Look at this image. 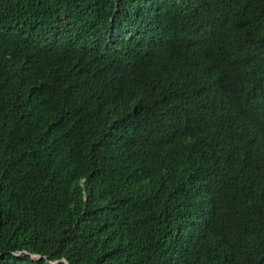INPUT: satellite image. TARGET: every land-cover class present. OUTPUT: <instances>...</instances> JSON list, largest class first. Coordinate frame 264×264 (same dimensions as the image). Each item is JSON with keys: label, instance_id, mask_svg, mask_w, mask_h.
I'll return each mask as SVG.
<instances>
[{"label": "trees", "instance_id": "trees-1", "mask_svg": "<svg viewBox=\"0 0 264 264\" xmlns=\"http://www.w3.org/2000/svg\"><path fill=\"white\" fill-rule=\"evenodd\" d=\"M264 264V0H0V264Z\"/></svg>", "mask_w": 264, "mask_h": 264}, {"label": "water", "instance_id": "water-1", "mask_svg": "<svg viewBox=\"0 0 264 264\" xmlns=\"http://www.w3.org/2000/svg\"><path fill=\"white\" fill-rule=\"evenodd\" d=\"M67 264V263H66Z\"/></svg>", "mask_w": 264, "mask_h": 264}]
</instances>
